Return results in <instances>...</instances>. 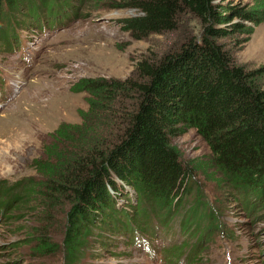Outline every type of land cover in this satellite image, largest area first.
I'll list each match as a JSON object with an SVG mask.
<instances>
[{
  "label": "trees",
  "instance_id": "16d2710c",
  "mask_svg": "<svg viewBox=\"0 0 264 264\" xmlns=\"http://www.w3.org/2000/svg\"><path fill=\"white\" fill-rule=\"evenodd\" d=\"M67 1L0 0V44L10 52L16 49L21 13L38 18L47 9L54 15ZM120 1L141 13L123 21L131 38L165 36L168 44L161 52L142 55L124 80L82 79L77 84V91L89 95L88 110L80 123H62L51 134L46 160L34 162L51 196L44 197L40 182L29 179L16 198L21 206L38 196L63 198L70 205L63 240L66 264L80 260L95 228L129 236L132 242L137 230L149 234L153 216L161 224L151 229L157 234L168 232L174 218L182 217L180 231L193 251L190 262L198 264L201 241L225 235L221 212L196 181L199 174L223 195H238L245 206L255 201L250 212L264 204L259 198L264 196V65L239 63L223 42L237 32L236 25L230 27L233 15L264 23V0H255L247 11L217 0ZM188 16L198 22V33L185 25ZM191 130L209 150L206 161L186 163L172 144ZM125 185L134 190L133 198L127 196L131 208L118 207L114 199ZM1 209L6 205L0 202V214ZM57 248L45 240L38 246L46 254ZM185 251L175 246L169 256L176 263Z\"/></svg>",
  "mask_w": 264,
  "mask_h": 264
},
{
  "label": "rangeland",
  "instance_id": "374dc122",
  "mask_svg": "<svg viewBox=\"0 0 264 264\" xmlns=\"http://www.w3.org/2000/svg\"><path fill=\"white\" fill-rule=\"evenodd\" d=\"M254 1L216 2L247 11L253 8ZM123 3L103 0L96 6L91 0H70L58 15H49L52 10L47 9L38 18H32L27 11L21 13L23 29L19 32L30 55L29 62L19 57V47L10 52L0 44V90L5 81L10 91L6 97L0 94V202L6 205L0 214V264H66L63 240L70 205L63 198L53 201L38 196L21 206L16 197L19 187L27 185L29 179L40 182L44 197L46 193L51 196L34 162L46 160L51 134L62 123L78 124L81 113L88 110L89 95L77 91V84L82 79L124 80L142 55H153L168 44L165 36L142 41L131 38L123 21L141 13L123 7ZM231 19L230 27L234 29L236 25L237 32L231 31L223 42L233 48L239 63L252 68L264 65V23L256 25L239 15ZM184 23L192 34L200 31L198 22L190 16ZM172 144L186 163L209 157L206 144L193 130L173 138ZM196 181L221 212L225 234L217 235L214 242L201 241L198 264H264V204L258 203L250 212L255 201L245 206L238 195H223L205 175L199 174ZM133 194L134 190L125 185L114 194L117 206L129 207L131 200L127 196L133 198ZM259 198L264 201V196ZM180 220L182 226L175 224L167 233L160 229L157 235L144 236L158 245V254L147 244L131 245L129 236L95 228L76 264H175L170 252L175 246H187V236L180 233L183 219L174 218L176 223ZM44 240L59 248L51 254L39 252L40 241ZM190 249L191 246L179 260L187 258V263L180 264H191Z\"/></svg>",
  "mask_w": 264,
  "mask_h": 264
}]
</instances>
